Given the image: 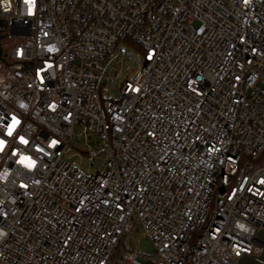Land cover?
Segmentation results:
<instances>
[{"label": "built area", "instance_id": "1", "mask_svg": "<svg viewBox=\"0 0 264 264\" xmlns=\"http://www.w3.org/2000/svg\"><path fill=\"white\" fill-rule=\"evenodd\" d=\"M0 21L17 41L0 61V264L261 257L264 0H0ZM73 149L105 159L91 173Z\"/></svg>", "mask_w": 264, "mask_h": 264}, {"label": "rangeland", "instance_id": "2", "mask_svg": "<svg viewBox=\"0 0 264 264\" xmlns=\"http://www.w3.org/2000/svg\"><path fill=\"white\" fill-rule=\"evenodd\" d=\"M16 43H17L16 39L8 38L7 40H5V42L3 44V49L5 51L10 50L13 48V46H15ZM138 64H140V63L136 62L135 56L130 57V60H128V68L135 73L139 72L140 69L144 66V64L142 62H141L140 67H138ZM109 96L115 97V98H117L119 96L118 85H116L114 87V89H111ZM75 133H76V135H78L80 133V129L77 128ZM86 144H87V142H85L84 136H82V137L76 136L75 140L72 144V147L73 148L74 147H80V146L86 145ZM91 146L93 149H97V150L100 149L97 147V144L92 143ZM77 153H78V150L73 149L70 156H73V159L75 161H77L78 163H81L84 166V168L86 170H90L91 173H96L98 171V169L100 168L101 164L103 163L104 159H105V156L101 155L99 157H96L93 162H90L86 155H82V154L78 153L80 156H74ZM143 239H144V237L142 234V229L138 226L137 229L135 230V232L133 233L130 241H129L130 247L132 249H138L140 247Z\"/></svg>", "mask_w": 264, "mask_h": 264}, {"label": "water", "instance_id": "3", "mask_svg": "<svg viewBox=\"0 0 264 264\" xmlns=\"http://www.w3.org/2000/svg\"><path fill=\"white\" fill-rule=\"evenodd\" d=\"M4 27H5V23L3 21H0V28H4ZM2 39L0 38V61L4 62L3 49H2V43H1ZM256 239L259 244L264 245V230L263 229L259 231L258 235L256 236ZM238 264H264V251L261 257H254V256H249L245 254L243 257L239 258Z\"/></svg>", "mask_w": 264, "mask_h": 264}, {"label": "snow or ice", "instance_id": "4", "mask_svg": "<svg viewBox=\"0 0 264 264\" xmlns=\"http://www.w3.org/2000/svg\"><path fill=\"white\" fill-rule=\"evenodd\" d=\"M248 0H245V3H247ZM8 135H11V128L9 129ZM21 139L23 140V138L21 137ZM25 143H27V141H24ZM2 141H0V145H2ZM55 143V142H54Z\"/></svg>", "mask_w": 264, "mask_h": 264}, {"label": "flooded vegetation", "instance_id": "5", "mask_svg": "<svg viewBox=\"0 0 264 264\" xmlns=\"http://www.w3.org/2000/svg\"><path fill=\"white\" fill-rule=\"evenodd\" d=\"M1 31V30H0ZM6 37V32L0 33V38H5Z\"/></svg>", "mask_w": 264, "mask_h": 264}, {"label": "trees", "instance_id": "6", "mask_svg": "<svg viewBox=\"0 0 264 264\" xmlns=\"http://www.w3.org/2000/svg\"><path fill=\"white\" fill-rule=\"evenodd\" d=\"M2 44H3V41H2Z\"/></svg>", "mask_w": 264, "mask_h": 264}]
</instances>
